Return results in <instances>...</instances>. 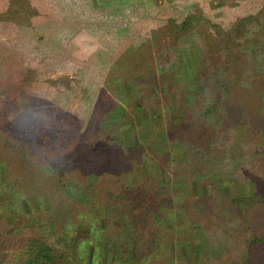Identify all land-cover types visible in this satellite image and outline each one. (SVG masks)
Here are the masks:
<instances>
[{"label":"trees","instance_id":"trees-1","mask_svg":"<svg viewBox=\"0 0 264 264\" xmlns=\"http://www.w3.org/2000/svg\"><path fill=\"white\" fill-rule=\"evenodd\" d=\"M207 20L198 14L167 20L169 35L167 40H159V33L155 32L156 54L153 57L149 54V68L133 53L121 56L111 69L119 71L120 67L128 65L125 72H118L125 95L117 100L111 95V86L101 88L86 118H76L60 106H37L20 110L10 121L0 125L1 144L7 151L0 153V193L7 191L1 186L6 178L4 175L13 171L19 177L8 176L11 179L9 193L15 196L21 188L29 186L28 189H36L49 200L48 206L30 205V212L25 211L27 214H19L18 206L12 207L15 205L13 198L0 203V224L4 222L3 218L11 219V226L3 230L6 238L0 237V264H151L159 256L170 258V253H166L167 245L171 247L173 241L183 237L168 234V231L174 233L170 228L175 230L183 224L158 221V211H171L173 218L186 212L191 219L188 224L196 223L200 215L209 217L213 211L209 202L213 188L202 195H187L180 191L177 183L210 182L206 176L208 168L223 166L219 163L223 158L222 146L215 144L221 138L220 132L212 133L216 127L224 129L226 125L233 127L249 121L243 142L264 138V129L257 126L260 119L264 121L261 113L264 52L257 46L260 40L264 41L257 34L260 29L264 30V25L251 27L252 36H247L243 25L232 30L221 29L212 35L208 30L198 29L199 41H204L203 48H206L202 50L212 53V49L223 47L225 63L208 72L206 65L202 69L194 66L171 69H178L183 78H189V85L179 86L173 76H169L172 73L164 68L169 69L174 63L179 66L187 59L182 61L180 49H174L177 54H169L168 49L188 41L181 35L192 30L190 21ZM146 42L150 43V39ZM250 46L252 58L259 63L255 70L248 69L245 64ZM204 61H207L205 54L202 63ZM241 79L250 83L246 98ZM135 85L137 89L133 88ZM190 88L208 98H201V103L204 102L201 111L194 115L188 114ZM133 90L137 91L133 93ZM169 94H173L174 99ZM162 96L165 98L160 102L164 116L159 111L157 115L160 119L165 118V122L156 138L135 129L130 133L124 131L126 127L141 125L139 108L145 106L147 98L158 104ZM93 128L101 129L106 138L89 153L85 145L95 133ZM1 129L5 131L1 132ZM160 140H166L169 147L160 150ZM72 144L78 149L68 150ZM10 154L20 162L2 164L1 158ZM90 156L96 160L91 161ZM170 156L174 161L175 183L164 189L168 182L164 181L162 171ZM76 158L80 161L73 164ZM85 181L91 190L87 189ZM205 186L203 184V190ZM77 190L85 193L77 195ZM92 197H96V202ZM262 201L263 206H254L257 213L264 207V199ZM238 213L237 224L242 226L244 223L245 236L232 235L244 245L243 255L237 261L240 264H264V221L259 220L258 215L252 216L251 220L242 212ZM13 217L18 221V228L14 227ZM26 225H29L28 229L24 230ZM217 226L215 223V233H207L209 239L218 234ZM11 231L19 235L11 234ZM219 232L224 238L229 236L226 227ZM152 240L157 243L155 247H152Z\"/></svg>","mask_w":264,"mask_h":264},{"label":"rangeland","instance_id":"rangeland-1","mask_svg":"<svg viewBox=\"0 0 264 264\" xmlns=\"http://www.w3.org/2000/svg\"><path fill=\"white\" fill-rule=\"evenodd\" d=\"M224 1L226 0H221V2L219 0L217 2H214V0H171L168 12H163V8L165 7H159L156 12L159 15L150 17L151 23H149V26L151 27L147 29L143 39L140 41L134 40L135 42L133 41L131 45H128L129 39L121 40L115 36V38L103 40L99 49L94 53L89 52L87 48L91 44V41H84L81 35L75 33V30H73V37L75 39L65 37V22L60 25L58 24L57 30L52 33H49L48 29L46 33L42 31L43 34H37L33 18L39 16H43L44 18L47 16L45 10L47 8L41 7L42 13L38 11L39 7L34 10V7H31L34 0H0V125L6 124L20 110L35 108L37 106H60L68 109L76 118H86L101 88L107 86L113 88L110 92L114 98L117 100L122 99L125 91H123L121 75L118 72H125L128 65L120 67L119 71H113L111 69L113 63L121 56L133 53L137 60L143 61L147 65L146 67L149 68L151 59L148 56L151 54L153 57L156 54L157 40L155 36L157 34L155 32L158 31L159 40H167L170 31L168 30L169 26L166 21L169 19L185 17L189 14H198L201 17L208 18L207 21H190L189 27L192 30L184 32L181 35L184 38L187 37L188 41L183 44L180 43L181 45L178 47H168L169 54H177V50L174 49H180L183 54L182 61L186 59L187 61L180 63L179 66L178 63H174L169 69L167 67L166 69L164 68V71L169 70L172 73L169 76H173L174 80L177 81L176 83L182 86L190 84L189 78H183L181 73L178 72V69L182 70V66H184V69H189L191 66L202 69L206 65L205 71L207 72L209 69H219L225 63L224 48L216 47L212 49V53L203 51L202 49L206 48H203L205 47V45L203 46L204 41L202 43L199 41L201 35H199L198 29L203 28L204 32L208 30L212 35L216 31L220 32L221 29L232 30L236 26L243 25L246 27L247 36H252L251 27L256 28L264 25V0H245L243 2L245 5L242 7H240L241 5L238 7L233 4L238 3L237 0H229V5L225 3L226 6L223 4ZM2 4L3 7H1ZM176 4L180 5V7L175 6ZM183 4L186 6H183ZM61 12L62 10H57V18L60 17ZM18 17L26 19L25 29H22L24 24L19 23ZM152 23L154 26H152ZM201 24L203 25L201 26ZM53 25L56 24L54 23ZM154 28L156 29L154 30ZM19 33L21 36H19ZM257 34L260 36V39L264 38V30L260 29ZM149 39L150 43H147L146 41ZM236 39L235 37L233 43L236 42ZM119 43L121 45L124 44V46L128 45L119 56L112 52L106 53L113 51ZM74 45H80L82 53L80 51L76 55L69 53V51H73ZM257 46L264 52L263 40H260ZM53 47L58 49V53ZM251 49V46L248 47V57L245 64H247L248 69L255 70L259 63L252 58ZM204 54L207 57V61L202 63V56ZM211 54L215 58L213 56L211 58ZM157 65L159 66V63ZM175 68H178L177 71H171V69ZM163 74L165 75L166 73L163 72ZM209 76L212 75L209 74ZM240 83L246 98L248 94L247 88L250 86V83L247 79H241ZM133 88L137 89V85ZM176 88H174V91ZM194 90V88H190L188 93L190 98L187 101L190 107L188 109L189 115H194V113L196 114L201 111L202 103H204H201V98L203 100L208 99L206 95L203 96V94ZM136 91L133 90L132 92ZM257 94L261 96L259 93ZM169 97L174 99L173 94H169ZM163 99L165 100L162 96L158 104H156L153 99L147 98L145 106L139 108L141 125H134L133 128L131 126L126 127L124 131H129L130 133L132 129H135L140 133H146L156 138L157 133L159 134L165 122V118L161 117L160 119L157 115L159 111L164 116V107L160 103L164 101ZM262 108L263 111L261 113L263 116L264 105ZM249 124V121H245L237 123L233 127L231 125L227 127L226 125L225 130L223 127L221 129L216 127L212 131L213 123L211 122L210 130L212 133L220 132L221 138L216 140L215 144L222 146L223 158L220 159L219 163L223 166L208 168V175L206 176L210 179V182L189 180L177 183V185L182 188H180V191L187 195H202V192H211L213 188L214 192H211V200H209L213 211L209 214V217L200 215L194 224H188L191 219L186 212L173 218L172 214H170L171 211H158L156 213L158 221H174L177 225L183 224V226L178 225L175 230L170 228L174 232L173 234L168 231L171 237H178V235L183 237H179L180 239L178 238V241L175 243L173 241L171 247L167 245L166 253H170V258L159 256L153 259L150 262L151 264H240L237 260L243 255L244 245L232 237L234 233L235 235L244 234L243 236H245L244 223L242 222V226H238L237 224L238 211L242 212L243 215L245 214V217L251 220L252 216L258 215L259 220L264 221V207L261 209L262 212L260 211L259 213H257L258 210L254 207L263 206L264 138L261 140L254 138L251 141L248 139V141L243 142L242 138L246 136L245 127ZM257 126L264 129V121L260 119L257 122ZM226 127L228 128L227 132H225ZM3 131L5 129H1V132ZM92 132L95 133L87 139L85 145V149L89 153L95 149L94 147L105 142L106 138V135L99 128H93ZM94 135H98V137L94 138ZM1 139L2 136H0V153L2 150L3 152H7L4 149L5 145L1 144ZM83 144L81 143V145ZM158 147L160 150H165L169 147V144H167L166 140H160ZM67 149L72 151L78 148L75 144H72ZM178 157L177 155V159ZM1 159H3L1 161L2 164H6L7 161L13 164L20 162V159H17L14 154L2 157ZM74 160L76 162H72L73 164L80 161L78 158ZM90 160L94 161L96 158L90 156ZM173 162V157L168 159V163L165 165L164 171H162V175L165 177L164 181L168 182V185L164 189L170 188L172 183H175L173 181ZM37 164H40V162H37ZM4 176L6 178L2 181L1 186L3 189H7V191L0 193V203L13 198L15 205L12 207L18 206L16 209H18L17 212L19 214L29 213L31 210L30 205L37 207L38 205H49L48 196L44 195L43 197L36 189H28L29 186H26L25 189L21 188L15 196L9 193L11 179L8 176L17 179L19 175L12 171V174ZM40 178L43 179L42 176ZM50 180L53 181V179ZM202 183L206 185L204 190ZM84 184L88 190H91V186L88 187L89 185L86 181ZM13 189L15 190L16 188L13 187ZM83 192L82 190H77L76 194L81 195ZM91 199L94 202L97 200L96 197H92ZM187 199L190 202V198ZM18 201L19 205H17ZM118 201L120 202V200ZM244 209H247V212ZM13 219L14 227L18 228L17 219L15 217ZM214 220L216 222L212 224ZM3 221L0 224V230H2L0 231V237L6 238V232H3V230H7L11 226V219L8 221L7 218H3ZM215 223L218 224V234L214 239H209L207 233H215ZM28 226L26 225L24 230L28 229ZM223 227L229 230L227 238H224L223 233L219 232ZM20 230L21 228L18 229V231ZM11 234L19 235V233L15 232ZM156 244L152 240V247H155ZM164 255L166 254L164 253Z\"/></svg>","mask_w":264,"mask_h":264},{"label":"crops","instance_id":"crops-1","mask_svg":"<svg viewBox=\"0 0 264 264\" xmlns=\"http://www.w3.org/2000/svg\"><path fill=\"white\" fill-rule=\"evenodd\" d=\"M244 1L237 0L238 3L233 4L242 7L245 5ZM170 3L171 0H34L31 7H34V10L39 7L38 11L41 13V7L47 8L45 9L47 16L33 18L37 34H43L42 31L46 33L48 29L49 33H52L57 30L58 24L65 22V37L75 39L73 37V30H75V33L81 35L84 41H91L87 48L89 52L95 53L103 40L112 39L115 36L121 40L129 39L128 45H131L134 40L140 41L146 35L147 29L151 27L149 26L151 18L159 15L156 13L157 9L165 7L163 12L166 13ZM225 3L229 5V0L224 1V6H226ZM260 3L262 4L261 1ZM175 6L180 7L178 4ZM183 6L186 5L183 4ZM58 9L62 10L59 18H57ZM18 21L24 24L22 29H25L26 19L18 17ZM54 23L56 25H53ZM152 26H154L153 23ZM19 36H21L20 33ZM127 46L119 43L116 47L114 46L113 51L106 53L112 52L119 56ZM53 48L58 53V49ZM79 51L82 53L80 45H74L73 51H69V53L76 55L79 54ZM79 61L81 62V60Z\"/></svg>","mask_w":264,"mask_h":264}]
</instances>
